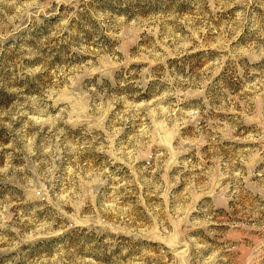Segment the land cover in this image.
<instances>
[{
	"label": "rangeland",
	"instance_id": "obj_1",
	"mask_svg": "<svg viewBox=\"0 0 264 264\" xmlns=\"http://www.w3.org/2000/svg\"><path fill=\"white\" fill-rule=\"evenodd\" d=\"M0 264H264V0H0Z\"/></svg>",
	"mask_w": 264,
	"mask_h": 264
}]
</instances>
